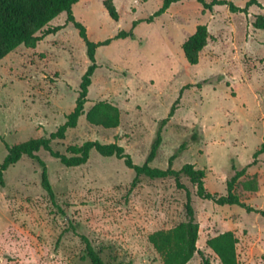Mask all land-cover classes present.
Masks as SVG:
<instances>
[{"label":"rangeland","instance_id":"374dc122","mask_svg":"<svg viewBox=\"0 0 264 264\" xmlns=\"http://www.w3.org/2000/svg\"><path fill=\"white\" fill-rule=\"evenodd\" d=\"M105 1L80 0L73 14L90 41L111 40L96 51L98 68L85 111L108 102L118 108L120 123L104 129L81 116L52 149L66 154L68 146L86 141L115 143L142 165L160 122L178 101L149 165L167 168L169 157L184 146L173 169L191 164L203 170L205 188L219 195L246 167L233 191L264 210V150L254 156L264 143V32L252 26L254 17L264 14V0L246 13L226 6L204 10L197 1L183 0L151 22L146 20L163 0H110L118 21L107 15ZM227 1L243 8L248 0ZM198 25L207 27L209 37L191 65L182 45ZM121 31L131 36L114 39ZM88 65L84 40L72 25L34 49L21 45L0 61V163L7 146L46 137L65 122ZM37 155L59 209L41 187L36 161L22 157L9 167L0 187V264H91L82 236L106 264H163L148 236L186 220L187 191L199 225L198 253L188 264H220L206 242L226 231L238 239V264H264V217L199 199L183 175L178 188L173 178H136L122 160L95 151L79 167H66L43 150Z\"/></svg>","mask_w":264,"mask_h":264},{"label":"trees","instance_id":"16d2710c","mask_svg":"<svg viewBox=\"0 0 264 264\" xmlns=\"http://www.w3.org/2000/svg\"><path fill=\"white\" fill-rule=\"evenodd\" d=\"M78 1L80 0H0V61L21 45L29 49L36 48L43 39L56 35L65 29L67 25H72L84 40L86 55L89 60V65L81 76L78 85L75 107L66 116L65 122L46 137L29 139L19 144L7 146V155L0 163V187L5 185L4 174L7 169L16 164L22 157H27L36 161L41 167V187L51 203L58 208L55 203V194L48 179L45 163L38 157L37 153L43 150L66 167H79L88 161L90 152L95 151L104 158L115 157L116 159L122 160L128 169L133 170L136 178L139 176H144L151 180L173 178L176 186L183 188L180 183V176L183 175L195 186L196 195L199 199L210 201L219 206L236 205L244 209L247 213H257L264 217V210L255 209L245 204L233 191L236 181L244 175L246 167L237 171L228 182L226 194L219 195L217 193H211L205 188V172L203 170L195 169L191 164L183 165L180 170L173 169V161L178 153L184 149V146H181L175 154L169 157L167 168L160 169L149 165L155 159L162 142V128L168 119L173 116L178 101L171 107L167 118L160 122L150 152L142 165L134 164L131 157L124 152V149L115 143L103 144L98 141H86L79 146H68L66 154L52 149L51 143L53 141L63 140L67 130L75 128L81 116H85V120L90 125L104 129L116 128L120 123V112L118 108L108 102H96L85 111L92 77L98 68L95 56L96 51L99 47L107 46L111 40L93 42L87 38L86 27L77 21L73 14V7ZM181 1L183 0H163L161 8L153 16L149 17L146 22L153 21L155 17H159L168 10L173 3ZM194 1L200 3L204 10H212L214 6H226L232 13H246L250 6H260L257 0H248L243 8L236 7L227 0H212L210 2L205 0ZM104 8L112 20H119L118 11L110 0L104 2ZM252 26L264 32V14L256 15ZM129 36H131L130 32L121 31L114 39ZM208 37L207 27L205 25H198L195 32L183 43V54L189 64L196 65L198 63L199 53L206 46ZM263 150L264 143L261 144L260 150L254 156ZM245 187L251 191L256 190V185L253 183H246ZM185 214L186 220L172 229L156 231L148 236V242L161 256L163 264H188L194 255L198 253L196 243L198 240L199 225L195 219V213L188 191L186 192ZM81 238L85 246L86 257L90 263L106 264L101 259L99 253L94 250L90 241L84 236ZM237 244L238 239L231 231L217 234L206 242L207 247L217 257L220 264H238L236 253ZM203 264H209V262L204 260Z\"/></svg>","mask_w":264,"mask_h":264}]
</instances>
